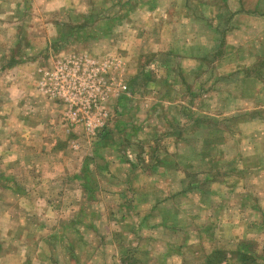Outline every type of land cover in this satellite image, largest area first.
Listing matches in <instances>:
<instances>
[{
	"label": "rangeland",
	"instance_id": "374dc122",
	"mask_svg": "<svg viewBox=\"0 0 264 264\" xmlns=\"http://www.w3.org/2000/svg\"><path fill=\"white\" fill-rule=\"evenodd\" d=\"M166 2L0 0V15L19 21L12 35L31 32L30 38L8 37L0 47L5 62L0 93L16 73L13 67L30 62L40 73L36 92L63 106L70 145L68 128L80 125H70L69 105L40 93L38 83L41 72L59 61L92 58L108 66L87 75L96 82L105 78L112 88L105 105L111 115L104 129L79 135L80 142L100 141V146L113 130L117 136L110 135L111 146L121 144L108 156L119 160L109 168L110 178L100 174V185L77 180V191L64 193L72 188L68 179L59 185L63 194L47 200L22 198L27 167L7 166L12 155H4L1 144V256L14 252L20 264H264V102L250 98L252 88L245 81L264 83V58L256 55L260 44L242 47L233 64L251 70L238 71L224 59L216 61L222 40L215 52L195 61H183L185 56L167 49L154 52L148 42L166 41L152 36L166 35L162 22L153 21L169 16ZM259 24L252 25L259 29ZM261 93L257 87L256 94ZM82 97L85 101L88 94ZM23 146L15 158L24 157ZM123 206L135 215L118 212Z\"/></svg>",
	"mask_w": 264,
	"mask_h": 264
},
{
	"label": "crops",
	"instance_id": "0c3cea01",
	"mask_svg": "<svg viewBox=\"0 0 264 264\" xmlns=\"http://www.w3.org/2000/svg\"><path fill=\"white\" fill-rule=\"evenodd\" d=\"M166 1L168 2V9H170L169 16L158 15L156 20L153 18V21L162 22L164 26L161 31L165 32L166 35L152 32V36L165 37L166 41H162L158 45L157 41L152 44L148 42V46L150 49L152 48V51L160 52L167 49L166 53L168 54L185 56L183 61H195L197 55L201 56V54L215 52L218 48V40H222L223 42L219 44L222 50L216 54L220 56V59L216 61L224 59V63L230 62L231 69H229L231 71L251 70V67L239 66L233 63L243 52L242 47L244 45L248 47V44L254 45L257 42L260 44V48L257 50L256 55L262 56L263 60L264 0H252V2H247V0H184L182 6H176V2ZM192 4H196L197 9ZM240 8L242 12H240ZM171 9H174V11L171 12ZM160 10L158 9V11ZM18 23L19 21L15 23L13 18L9 19L7 16L0 15V27H4V30H0V47L8 37L13 40L31 37V32L24 35L20 32L17 35H12V29H18ZM254 23H261L259 29L252 25ZM6 30H9V32H6ZM257 32H260V36L256 35ZM144 35V32H141L139 39ZM139 39L138 43L137 40L135 41L136 46L140 44ZM150 40H153L152 37H150ZM210 42L213 43L208 45ZM251 49L254 50L252 47ZM6 53H9V51ZM221 56L223 57L221 58ZM199 60L200 64L202 59ZM194 67L197 69L196 65L193 66V69ZM4 68L5 62L0 61V72ZM262 68L264 71V66ZM183 69L185 68L183 67ZM216 69L219 68L216 66ZM14 71H16L14 74H17V76L14 77L12 73L0 93V136H2L0 145H6L5 150L1 149L2 153L3 150L6 151V153H3L4 155H12L8 158L10 162L7 166L27 167L25 174L27 176L26 182L29 184L21 185L22 198L47 200L58 197L63 194L62 189L59 190V185L64 186V184H67L68 179L72 188H66L64 193L66 191H77V184H73L77 180L81 182L83 179L89 183L97 181L100 185L99 178H103L104 175L110 178L109 168L119 166V160L116 157L108 156L111 155V152L116 153L115 149L117 147H121L119 141L111 146L110 135L113 130L112 133L109 131L103 135L100 146L98 145L100 141L93 144L87 143L84 146V143L81 144L79 137L83 133L86 134L84 126L70 127L71 129H68L71 132L72 144L68 145L70 136L69 133H65L67 125L63 106L37 93L36 82L40 78V73L39 75L38 73L35 74V66L30 62H26L13 67L12 72ZM245 81L252 88L250 98L253 97V101L262 99L264 102V83L251 77L246 78ZM257 87L262 89L260 95L256 94ZM252 114H255V112H252ZM262 114H264V110ZM2 126L5 128H2ZM116 130L122 134L121 128ZM113 136H117V131L113 133ZM20 143L24 144L23 148L25 149V155L21 160L20 157L15 158ZM129 148L133 149L134 147L131 145ZM136 161L128 163L135 165ZM31 169H34L33 173H31ZM103 173L104 175H100ZM67 186L69 187V185ZM92 186L95 187V185ZM125 187H127V184H125ZM122 189H124V185L118 191L122 192ZM14 193L18 194L17 192ZM122 209L124 210L121 211ZM42 211V208L38 211L39 215L42 214ZM125 211L127 216L135 215L126 206L118 210L120 213ZM139 227L142 230L148 228L142 225H139ZM158 227L150 226L151 229L155 230H158ZM15 254L10 252L8 256L0 255V263L6 264L5 261H7L8 264H20ZM21 256V261H26V257L24 258L25 251H22Z\"/></svg>",
	"mask_w": 264,
	"mask_h": 264
},
{
	"label": "built area",
	"instance_id": "2783aa9c",
	"mask_svg": "<svg viewBox=\"0 0 264 264\" xmlns=\"http://www.w3.org/2000/svg\"><path fill=\"white\" fill-rule=\"evenodd\" d=\"M105 68L87 56L59 61L53 69L41 72L39 92L47 97L63 100L69 105L65 116L70 125H83L86 133L95 135L106 127L110 119L109 110L105 105L112 88L107 85L105 78L96 82L87 72H105L108 66ZM121 88L127 89L126 86ZM97 91L99 98L96 96ZM86 94L88 99L80 100Z\"/></svg>",
	"mask_w": 264,
	"mask_h": 264
}]
</instances>
